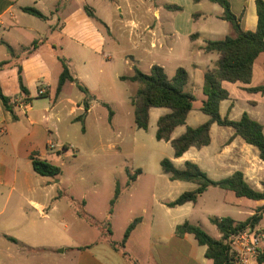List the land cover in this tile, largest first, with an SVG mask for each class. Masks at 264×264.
Wrapping results in <instances>:
<instances>
[{
  "label": "crops",
  "instance_id": "crops-1",
  "mask_svg": "<svg viewBox=\"0 0 264 264\" xmlns=\"http://www.w3.org/2000/svg\"><path fill=\"white\" fill-rule=\"evenodd\" d=\"M50 1L63 2V0H0V29L4 30V34L10 35L9 40L1 42L7 49V58L2 53L5 58L3 61H11L9 66L0 71V86L6 97L11 98L12 102H18L12 113L5 108L0 99V264H212V260L205 255L206 247L201 246L194 235L176 234L178 225L185 221L190 222L187 213L189 214L191 206L195 204L187 203L171 208L167 204L176 198L161 196L153 206V212L149 213L146 207H142L140 215L128 219L126 229L135 219L140 218L141 221L122 247L120 244L123 237L120 241L113 239L115 232L112 230L113 227L111 229V224L103 226L88 221L86 203L80 205L73 197L61 190V180L49 179L50 177H43L34 172L33 159L46 160L54 164V156H64L72 149V146L65 144L62 150H59L53 140V137L58 139L59 134L57 129L54 132L51 130L50 123L55 116L54 109L60 103H64L65 89L68 85H75L67 82L60 94H56L63 65L61 59L48 52V30L39 25L35 18L48 22L49 12L52 17L62 22L60 31L64 34V41L68 42L67 47L76 48L73 50L76 56L73 54L70 58L64 59L66 62L74 61L75 57L82 58L86 50L95 51L101 48L106 40L104 34L102 35L94 25L93 21L96 20L86 13L85 7L89 8L88 2L82 0L81 6L76 8H73L72 4L65 5L63 9L68 11V14L60 19L59 9L55 10L57 14L55 15L49 8ZM208 2L211 5H208ZM229 2L233 13L242 18L243 29L256 31L258 25L256 0H229ZM84 3H87V6H83ZM107 4L109 5V3L102 5L107 7ZM168 6H178L182 10H170ZM25 7L39 10L46 19L42 20L23 12L22 9ZM90 9L102 23L96 22L104 25L107 33L110 34L111 29L106 19L98 15L96 8ZM132 11L134 17L127 21L130 25L127 29L130 37L138 39L136 47L144 54L162 56L168 50L167 54L171 55L178 47L185 49L188 47V53L192 57V62L189 64L192 74L189 68H179H184L188 72V84L192 87L198 82L194 74L196 70H203L204 76L205 72L216 67L219 58L217 53H206L203 50L205 41L236 37L232 24L222 18L224 13L222 7L209 0L198 2L163 0L161 3L140 0L135 2ZM120 24H123V19ZM155 26H158V29L162 28L160 34L155 31ZM182 40H185L184 46ZM34 42H38L37 47L30 51ZM8 47L14 50L13 56L8 52ZM260 59L264 67V53H262L254 62L250 84L239 85L237 92L241 90L247 92L246 87L264 85L255 82L257 80L255 75L259 70L257 63ZM154 65L160 66L151 64L149 72ZM20 67L24 85L29 91L28 97L32 99L26 104L20 103V99L24 98L20 96ZM161 67L164 68V65ZM135 68L133 67L131 74L123 76H131ZM263 74L264 68L260 75ZM74 77L79 81L82 79L79 73ZM123 82L136 84L130 81ZM87 89L91 92V87ZM249 94L264 95V93ZM229 95V99L220 104V114L233 120L237 98H231L230 93ZM49 97L54 99L52 107H48ZM69 101L71 106L75 105L80 111H85L80 107L81 100ZM248 107L257 110L260 104L252 101ZM92 109L93 105L89 104L86 115L90 114ZM247 109L245 112L262 124L261 114L259 112L253 114L252 110ZM192 112L193 110L187 117L186 125L174 130L173 139L185 133L187 127L196 128L209 120L207 115L203 117L193 115ZM168 113L170 110L167 108H151L149 125L151 121L157 123L161 116ZM193 116L197 121L196 126L189 125V120ZM78 119L75 118V121H79ZM214 134L220 136L217 145ZM210 135V145L200 149L190 148L180 158L174 157L173 150L174 165L177 168L181 165L183 168L185 162L191 161L196 163L209 178L215 179L214 181L240 171L251 187L262 190L264 160L259 158L258 150L248 145L241 137L234 136L235 132L232 128L212 124ZM137 182L136 178L131 183V188ZM253 204L259 207L264 205V201H255ZM160 214L165 215V218L162 217L164 220L160 219ZM253 214L250 213L248 217ZM114 218L113 213L112 220ZM59 220L66 221L64 227L60 226ZM220 237L219 234L215 238Z\"/></svg>",
  "mask_w": 264,
  "mask_h": 264
},
{
  "label": "rangeland",
  "instance_id": "rangeland-1",
  "mask_svg": "<svg viewBox=\"0 0 264 264\" xmlns=\"http://www.w3.org/2000/svg\"><path fill=\"white\" fill-rule=\"evenodd\" d=\"M81 1L63 0L59 3L50 1L48 6L54 13L56 9H59L58 16L62 19L68 14V11L63 9L65 5L72 4V7L76 8L81 6ZM83 1L88 2L89 8L98 10V15L106 19L111 32L108 34L104 25L92 20L100 33L106 37L103 45L95 51L86 50L82 58L75 57L74 61L67 60L71 73L74 76L79 73L82 76L81 85L84 88L91 87V92L86 94L77 85H68L65 89L64 103H60L54 109L55 116L50 126L53 132L55 129L58 131L59 138L53 137V140L59 150H62L65 144L72 146V149L64 156H54L53 160L54 164L61 169V176L57 178V181L61 180L60 189L73 197L80 205L83 202L86 203L85 210L89 222H96L103 226L111 224V229L113 227L112 230L115 232L113 239L120 241L128 219L140 215L142 207H146L149 213L153 212V206L161 196L178 198L182 193L196 188V185L190 182H172L163 173L160 162L165 158L172 160L173 148L169 143L156 139L157 123L151 121L147 130L136 126L131 97L137 85L121 81L120 76L131 74L133 67L148 74L151 64H159L164 65L169 80H172L177 68H189L192 57L188 53V47L186 49L178 47L171 55L167 54L168 50H166L162 56L146 55L136 47V42L139 41L129 36L127 28L130 25L127 21L134 17L132 8L135 2L140 0ZM152 1L161 3L163 0ZM104 3L109 5L104 7L102 5ZM86 4L84 3L83 6H87ZM208 5L211 4L208 2ZM48 17V22L35 18L39 25L48 30V52H52L59 59H68L75 55L73 50L76 48L67 47L68 42L64 41V34L60 31L62 22L52 17L49 12ZM122 19L123 24H120ZM152 20L156 22L153 17ZM155 31L160 34L162 28L158 29V26H155ZM3 34L4 30L0 29V62L7 58V49L1 42H6L10 36L9 34L3 36ZM184 43L185 40H182L183 46ZM2 53L5 54V58ZM132 57H134L133 61ZM261 62L262 59L257 63V70L258 68L259 70L255 75L257 80H254L257 84L264 83V74L260 75L264 68ZM189 72L192 74L191 68ZM194 74L198 82L193 87L190 84L186 87V91L193 93L196 97L192 113L207 117L200 111L205 98L202 92L203 70L198 69ZM223 85L231 94V98H237L232 115L233 120H239L242 113L249 108L253 114L256 112L261 114L260 118L264 125L263 94H249L243 90L237 92L240 83L224 82ZM70 99L81 100L80 107L84 110L85 103L93 105V109L86 115V111L82 112L77 106H71ZM252 101L259 102L260 107L257 110L248 107ZM104 103L113 112L111 121L109 109ZM52 106H54V99L49 97L48 107ZM225 109L224 106V112ZM75 118H82V121H75ZM196 124L197 121L193 116L189 120V125L196 126ZM214 136L215 145H217L220 136L217 134ZM178 168L182 166L178 165ZM138 169L142 172L137 174L138 182L131 188V185H128L130 175L127 170L134 174ZM117 188L119 199L114 207L115 218L112 220L110 203ZM253 203L255 201L238 198L230 191L211 187L199 197L194 206H191L189 214L187 213L188 220L193 224L201 225L210 236L217 237L219 232L211 224V218L230 217L237 221L246 220L250 213H255L260 207ZM162 217L165 218V215L160 214V219L164 220ZM59 223L61 227H64L66 221L59 220ZM262 224L259 227L264 228Z\"/></svg>",
  "mask_w": 264,
  "mask_h": 264
},
{
  "label": "trees",
  "instance_id": "trees-1",
  "mask_svg": "<svg viewBox=\"0 0 264 264\" xmlns=\"http://www.w3.org/2000/svg\"><path fill=\"white\" fill-rule=\"evenodd\" d=\"M196 2L200 0H195ZM212 3L220 5L224 11L222 18L232 24L236 37H226L223 40H206L203 50L206 53H217L219 55L216 67L204 73L203 76V95L200 111L209 117L204 124L192 128L187 127L185 133L173 139L172 133L179 126L186 125L187 117L193 110L196 97L193 93L186 91L188 84V72L184 68H178L173 79L169 80L163 67L154 65L148 74L135 68L131 76H122V81L136 83L138 88L131 97V105L134 108V122L139 129L147 130L150 122L151 108H167L170 113L163 115L157 122L156 139L158 141L169 142L174 150V157H182L190 148L200 149L211 143L210 130L212 124L221 127L232 128L234 136L241 137L248 145L255 147L259 152V158L264 160V127L254 120L248 113H243L239 120H231L228 117H222L220 114V104L229 99V92L223 87V83H240L249 85L252 79V69L258 56L264 53V0H256V10L258 16V25L256 31H246L242 27V18L237 17L231 8L229 0H209ZM170 10L181 11V7L168 6ZM23 12L45 20L46 17L39 10L33 7H25ZM87 15L99 21L93 11L86 7ZM194 38V36H192ZM38 42H34L29 49L32 51L37 47ZM10 55H14V50L8 47ZM63 71L59 78L56 94H60L63 86L67 83H74L84 93L88 94V89L84 88L80 81L75 78L67 62L61 59ZM11 61L0 62V71L9 66ZM20 103H30L29 91L24 85L22 69L19 68ZM249 93H264V85L259 87H246ZM0 99L5 108L14 113V107L18 102H12V99L6 97L0 86ZM109 120H112L113 112L108 105ZM89 110V104L85 103V111ZM82 121V118L78 119ZM161 168L171 181L190 182L196 185L192 191L182 193L176 200L167 205L171 208L183 206L187 203L196 204L199 197L209 188L216 187L225 191H230L238 198H246L252 201H264V183L262 190H256L251 187L240 171L231 176L214 181L196 164L187 161L182 169L177 168L172 160L163 159ZM32 168L35 173L43 177L58 178L61 175V169L46 160L33 159ZM130 175V182L136 180L137 174L142 171L136 170ZM119 199V189L117 188L114 198L111 201L110 215L114 213V207ZM264 205L260 206L253 215L244 221H236L230 217L211 218L210 222L214 225L221 237L219 239L210 236L201 225L193 224L189 221L176 227V234L183 236L192 234L201 246L206 247V257L212 260V264H232L233 256L231 254L230 239L240 232L257 228L264 219ZM141 219H135L126 229L121 246H125L131 233L140 223ZM109 225V223H108ZM111 234V231L109 230ZM258 264H264V248L260 251Z\"/></svg>",
  "mask_w": 264,
  "mask_h": 264
},
{
  "label": "built area",
  "instance_id": "built-area-1",
  "mask_svg": "<svg viewBox=\"0 0 264 264\" xmlns=\"http://www.w3.org/2000/svg\"><path fill=\"white\" fill-rule=\"evenodd\" d=\"M229 243L232 264H258L259 253L264 248V228L257 227L240 232Z\"/></svg>",
  "mask_w": 264,
  "mask_h": 264
}]
</instances>
